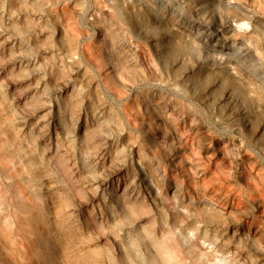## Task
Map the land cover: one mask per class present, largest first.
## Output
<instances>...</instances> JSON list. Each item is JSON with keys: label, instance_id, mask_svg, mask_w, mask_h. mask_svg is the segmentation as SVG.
Segmentation results:
<instances>
[{"label": "rangeland", "instance_id": "rangeland-1", "mask_svg": "<svg viewBox=\"0 0 264 264\" xmlns=\"http://www.w3.org/2000/svg\"><path fill=\"white\" fill-rule=\"evenodd\" d=\"M264 264V0H0V264Z\"/></svg>", "mask_w": 264, "mask_h": 264}, {"label": "bare ground", "instance_id": "bare-ground-1", "mask_svg": "<svg viewBox=\"0 0 264 264\" xmlns=\"http://www.w3.org/2000/svg\"><path fill=\"white\" fill-rule=\"evenodd\" d=\"M157 245V252L161 256L164 264H182L180 260L176 257L174 251L167 247L162 242L155 241Z\"/></svg>", "mask_w": 264, "mask_h": 264}]
</instances>
